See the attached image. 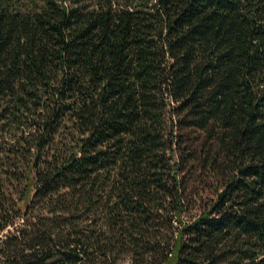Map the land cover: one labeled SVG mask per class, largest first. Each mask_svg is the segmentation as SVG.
Segmentation results:
<instances>
[{"label": "trees", "instance_id": "obj_1", "mask_svg": "<svg viewBox=\"0 0 264 264\" xmlns=\"http://www.w3.org/2000/svg\"><path fill=\"white\" fill-rule=\"evenodd\" d=\"M36 1L0 0V264H264V0Z\"/></svg>", "mask_w": 264, "mask_h": 264}, {"label": "rangeland", "instance_id": "obj_2", "mask_svg": "<svg viewBox=\"0 0 264 264\" xmlns=\"http://www.w3.org/2000/svg\"><path fill=\"white\" fill-rule=\"evenodd\" d=\"M25 1L29 3L33 2V0ZM40 1L41 0H37L36 2ZM182 134V140L185 141L183 146L191 145L197 149L204 147L205 138L203 135L195 132L187 133L186 131L182 132ZM202 153L204 155V152ZM180 155V153L173 155V163L181 162ZM189 166H194V169L188 167L189 170L180 175L182 187L184 188L185 203L189 208L187 218L201 214V211L207 205H210L216 200L217 194L220 192L221 185L223 184V177L213 170H205L202 166V162L196 163L195 165L190 164ZM7 233L8 231H5L1 237H4ZM122 264H129V261L126 260Z\"/></svg>", "mask_w": 264, "mask_h": 264}]
</instances>
